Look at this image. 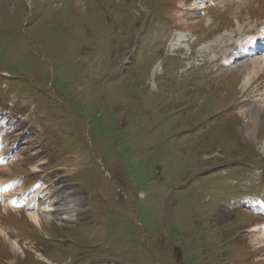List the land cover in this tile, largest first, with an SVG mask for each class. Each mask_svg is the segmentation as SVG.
Returning <instances> with one entry per match:
<instances>
[{
	"label": "rangeland",
	"instance_id": "obj_1",
	"mask_svg": "<svg viewBox=\"0 0 264 264\" xmlns=\"http://www.w3.org/2000/svg\"><path fill=\"white\" fill-rule=\"evenodd\" d=\"M263 29L264 0H0V264H264V49L224 65Z\"/></svg>",
	"mask_w": 264,
	"mask_h": 264
},
{
	"label": "bare ground",
	"instance_id": "obj_2",
	"mask_svg": "<svg viewBox=\"0 0 264 264\" xmlns=\"http://www.w3.org/2000/svg\"><path fill=\"white\" fill-rule=\"evenodd\" d=\"M189 18V17H188ZM258 36L260 37V39L264 40V29L260 32H258ZM178 43V42H177ZM255 46H259V44L257 43V41H254ZM173 45V44H172ZM234 53H232L230 55V57H226V64H224L225 66H230L231 64H235V62L239 61L242 59L243 55L246 54V52L241 48V46H235L234 48ZM261 65H259V69L264 68V60H262V62L260 63ZM249 112L250 117H251V123L253 124L255 119H256V115L258 113V110L255 109V107H248V108H243L241 109L242 114H245V112ZM1 186V184H0ZM1 199L3 200V205H7L6 203V198L5 196H1ZM23 206H26L25 203L22 204ZM32 213L28 214V217L30 218V220L34 223V224H39L40 219L37 216V211L34 209V211H31ZM49 215L46 216V219L49 220ZM12 242V241H10Z\"/></svg>",
	"mask_w": 264,
	"mask_h": 264
}]
</instances>
